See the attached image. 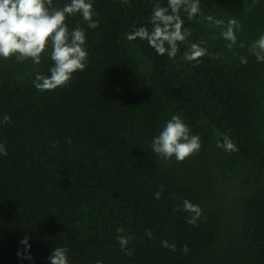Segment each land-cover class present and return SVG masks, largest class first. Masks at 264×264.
I'll use <instances>...</instances> for the list:
<instances>
[{
  "label": "trees",
  "instance_id": "trees-1",
  "mask_svg": "<svg viewBox=\"0 0 264 264\" xmlns=\"http://www.w3.org/2000/svg\"><path fill=\"white\" fill-rule=\"evenodd\" d=\"M156 2L93 0L95 29L69 16L70 30L86 32L89 59L66 87H34L37 73L50 75L51 47L39 65L0 57V264H50L56 247L69 264H264V62L248 51L264 34V0H200L192 20L181 11L192 35L174 59L126 39L151 30ZM230 19L242 29L231 49L221 35ZM190 43L211 55L183 60ZM173 115L202 142L183 162L151 148ZM225 137L237 151L217 147ZM184 199L203 211L196 225Z\"/></svg>",
  "mask_w": 264,
  "mask_h": 264
},
{
  "label": "clouds",
  "instance_id": "clouds-1",
  "mask_svg": "<svg viewBox=\"0 0 264 264\" xmlns=\"http://www.w3.org/2000/svg\"><path fill=\"white\" fill-rule=\"evenodd\" d=\"M127 2V0H123ZM53 0H0V57L5 60L15 57L17 62L31 60L39 65L42 54L51 47L50 59L53 65L49 68L50 75L37 73L34 80V87L41 91H54L63 88L72 81L73 74L86 69L89 54L86 50V32L84 28L77 25L69 29L66 23L69 16L79 15L90 29L99 26V21L95 19L97 15L94 9L93 0H70L62 8L52 7ZM181 11L187 14V19L192 20L197 15H202L200 0H167V6L154 3L150 23L151 30L141 26L132 33L126 35V39L134 41L137 38L146 40L150 47L160 56L165 54L169 59H174L179 52V45L188 41L192 35L191 30L185 28L184 20L181 18ZM209 22H214L216 26L223 25L222 20L213 21L212 16L205 18ZM242 30L239 22L235 19L228 21L226 30L222 31V37L227 40L228 48L237 45L236 31ZM203 44V41H201ZM239 47L244 48L243 42ZM251 55L255 56L258 62H264V34L254 40L248 47ZM208 53L205 47L200 44L190 43L183 53L182 59L187 62L199 63L200 59ZM216 54L213 58H218ZM240 63L246 64L247 59L240 57ZM3 123L11 124V118L4 115ZM70 142V141H69ZM56 142H53L55 146ZM202 147L199 134H192L190 127L179 115H173L168 120L161 131L152 142V151L168 161L173 156L177 162H183L186 158L198 155ZM218 148L225 151H237L234 142L225 137L223 142H217ZM0 155H7V151L0 143ZM164 186H160V191L154 194L155 199H159ZM177 210H181L179 207ZM183 211L190 213L186 222L196 225L197 220L203 215V211L198 204H193L187 199L183 200ZM123 228L117 229V241L121 250L126 254L129 237L119 235L123 233ZM146 234L151 237V231L146 230ZM29 237H25L21 243L28 247ZM163 246L170 247L175 251V245H168L162 242ZM187 253V246L182 249ZM68 249L66 247H56L48 256L50 264H69ZM21 256V253H17ZM21 258L31 259V256H21ZM96 264H102L97 260Z\"/></svg>",
  "mask_w": 264,
  "mask_h": 264
}]
</instances>
